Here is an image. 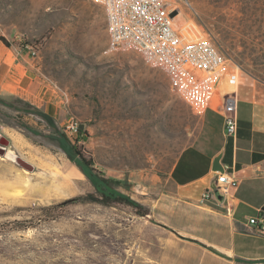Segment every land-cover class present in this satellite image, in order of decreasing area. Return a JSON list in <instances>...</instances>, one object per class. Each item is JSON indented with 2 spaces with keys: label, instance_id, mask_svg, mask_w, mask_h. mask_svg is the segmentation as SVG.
Here are the masks:
<instances>
[{
  "label": "rangeland",
  "instance_id": "1",
  "mask_svg": "<svg viewBox=\"0 0 264 264\" xmlns=\"http://www.w3.org/2000/svg\"><path fill=\"white\" fill-rule=\"evenodd\" d=\"M168 1L187 40L211 34L229 56L208 106L237 84L238 95L264 105V0ZM0 36L11 67L7 76L8 65L0 68V96L31 112L0 105V147L33 167L0 156V264H147L155 231L127 205L88 199L99 195L87 174L118 180V193L145 203L193 142L203 112L173 93L174 76L109 47L92 0H0ZM69 120L80 127L70 141L93 171L80 169L60 138Z\"/></svg>",
  "mask_w": 264,
  "mask_h": 264
},
{
  "label": "crops",
  "instance_id": "2",
  "mask_svg": "<svg viewBox=\"0 0 264 264\" xmlns=\"http://www.w3.org/2000/svg\"><path fill=\"white\" fill-rule=\"evenodd\" d=\"M9 59L10 52L0 44L1 70L8 65L5 76L11 70ZM238 89L239 84L233 90L236 134H225L219 101L208 106L197 135L179 153L162 190L141 204L148 210L144 220L155 231L147 238V264H264V230L259 229L264 227V105L238 95ZM216 158L238 186L222 202H202L216 177ZM252 218L255 225L249 223Z\"/></svg>",
  "mask_w": 264,
  "mask_h": 264
},
{
  "label": "built area",
  "instance_id": "3",
  "mask_svg": "<svg viewBox=\"0 0 264 264\" xmlns=\"http://www.w3.org/2000/svg\"><path fill=\"white\" fill-rule=\"evenodd\" d=\"M104 11L109 47L139 45L147 47L148 58L155 59V67L174 75L173 93L188 103L194 112L206 109L223 76L229 56L211 34L187 40L176 28L175 17L180 13L168 0H92ZM196 38V37H195ZM32 57L37 51L27 46ZM225 134L237 131V98L234 94L219 100ZM80 133L79 124L69 120L63 134L74 138ZM238 186L232 174L216 172L212 188L203 192L201 201L216 200L215 192L223 196ZM217 201V200H216ZM256 218L249 220L255 225ZM259 229L264 230L263 225Z\"/></svg>",
  "mask_w": 264,
  "mask_h": 264
},
{
  "label": "trees",
  "instance_id": "4",
  "mask_svg": "<svg viewBox=\"0 0 264 264\" xmlns=\"http://www.w3.org/2000/svg\"><path fill=\"white\" fill-rule=\"evenodd\" d=\"M0 41L8 47V43L5 41L4 38L0 36ZM0 105L7 108L14 110L16 112H24L25 113H31L28 112L29 105L23 104V107H16L12 104V102H9L5 100V98L0 96ZM34 111L40 115V117L46 122L47 126L49 128H52L54 133L57 135L56 128L53 125V120L51 117H49L47 114H44L36 109ZM7 123V122H6ZM14 127V125H13ZM21 128H24L28 131H31L30 128L26 127V125H21ZM60 138L63 139L65 142H67L70 145V149L74 152L75 157L72 158L73 162L83 171L92 170V163L89 159H86L85 156L79 151L76 150V147L73 146L70 139H68L64 134L60 135ZM88 177L91 179L96 192L99 195L98 197H95L93 195L89 196L88 199L94 202L101 203L103 205L111 206L115 204H124L132 209L135 210V213L138 217L146 218L148 215V210L143 205L139 204L138 202L132 200L131 198L124 196L116 191V188L120 185V181L114 180V179H106L101 174H92L88 173Z\"/></svg>",
  "mask_w": 264,
  "mask_h": 264
},
{
  "label": "bare ground",
  "instance_id": "5",
  "mask_svg": "<svg viewBox=\"0 0 264 264\" xmlns=\"http://www.w3.org/2000/svg\"><path fill=\"white\" fill-rule=\"evenodd\" d=\"M114 49H131L133 50L134 52H136L137 54L141 55L142 58L147 62L149 63L150 65H153L155 66V59L154 58H148V51H147V47L145 46H139V45H126V47H117V48H114ZM167 74L169 75H172L170 74L169 72L165 71ZM174 76V75H172ZM0 150L3 151L4 148L3 147H0ZM6 150L4 151V154H1L0 153V156H6L7 158L13 160V156L10 154V152H6Z\"/></svg>",
  "mask_w": 264,
  "mask_h": 264
},
{
  "label": "water",
  "instance_id": "6",
  "mask_svg": "<svg viewBox=\"0 0 264 264\" xmlns=\"http://www.w3.org/2000/svg\"><path fill=\"white\" fill-rule=\"evenodd\" d=\"M3 142H4V144L7 143V141H5V140H4ZM4 151H5V149H4L3 151L0 150V153H1V154H4ZM11 155H12V154H11ZM12 156H13V160H15V162H16L18 165H20L21 167H23L25 170L30 171V172L33 170V167H32L31 165H29L28 163L24 162L23 160H21V159L15 157V155H12ZM212 169H213L215 172H219V173H223V172H224L222 166L219 164V158H216V159L214 160L213 165H212ZM215 198H216V200H217L218 202H222V201H223V196H221V195L218 194L217 192H215Z\"/></svg>",
  "mask_w": 264,
  "mask_h": 264
}]
</instances>
